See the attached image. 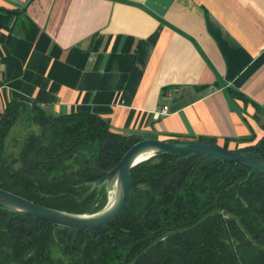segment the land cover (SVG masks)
<instances>
[{
  "label": "crops",
  "instance_id": "0c3cea01",
  "mask_svg": "<svg viewBox=\"0 0 264 264\" xmlns=\"http://www.w3.org/2000/svg\"><path fill=\"white\" fill-rule=\"evenodd\" d=\"M21 98L126 134L253 143L264 135V0H0V117Z\"/></svg>",
  "mask_w": 264,
  "mask_h": 264
},
{
  "label": "trees",
  "instance_id": "16d2710c",
  "mask_svg": "<svg viewBox=\"0 0 264 264\" xmlns=\"http://www.w3.org/2000/svg\"><path fill=\"white\" fill-rule=\"evenodd\" d=\"M21 109L38 131L9 157L6 138ZM143 137L89 111L53 114L13 100L0 117V188L51 208L95 212L106 192L90 182ZM236 149L264 156V135ZM0 264H264V175L205 155L153 156L133 167L123 213L88 230L0 205Z\"/></svg>",
  "mask_w": 264,
  "mask_h": 264
},
{
  "label": "water",
  "instance_id": "95a60500",
  "mask_svg": "<svg viewBox=\"0 0 264 264\" xmlns=\"http://www.w3.org/2000/svg\"><path fill=\"white\" fill-rule=\"evenodd\" d=\"M21 101L32 103L31 99ZM162 154L205 155L222 161L245 165L264 175V156L250 151L229 149L208 139H163L143 137L131 145L116 165L102 177L90 182L91 187H103L106 202L92 213H72L40 205L0 188V205L20 214L54 223L61 227L88 230L114 222L125 210L131 193V172L135 165ZM113 191V192H112Z\"/></svg>",
  "mask_w": 264,
  "mask_h": 264
},
{
  "label": "rangeland",
  "instance_id": "374dc122",
  "mask_svg": "<svg viewBox=\"0 0 264 264\" xmlns=\"http://www.w3.org/2000/svg\"><path fill=\"white\" fill-rule=\"evenodd\" d=\"M168 106V105H167ZM169 109V108H168ZM38 126L33 122V114L30 110L21 109L17 121L14 123L6 138L5 154L7 156H16L24 139L31 133H36ZM55 248L54 255H60Z\"/></svg>",
  "mask_w": 264,
  "mask_h": 264
},
{
  "label": "built area",
  "instance_id": "2783aa9c",
  "mask_svg": "<svg viewBox=\"0 0 264 264\" xmlns=\"http://www.w3.org/2000/svg\"><path fill=\"white\" fill-rule=\"evenodd\" d=\"M171 92H172L171 88L165 89L162 92L161 99L163 101H167L170 98ZM168 110L169 109H168L167 104H163V105L159 106V108L154 112V116L158 117L161 115H165V114H167Z\"/></svg>",
  "mask_w": 264,
  "mask_h": 264
},
{
  "label": "bare ground",
  "instance_id": "6f19581e",
  "mask_svg": "<svg viewBox=\"0 0 264 264\" xmlns=\"http://www.w3.org/2000/svg\"><path fill=\"white\" fill-rule=\"evenodd\" d=\"M113 192V191H112Z\"/></svg>",
  "mask_w": 264,
  "mask_h": 264
}]
</instances>
